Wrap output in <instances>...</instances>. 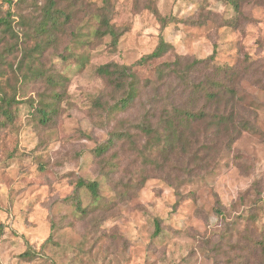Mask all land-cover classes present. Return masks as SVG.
I'll list each match as a JSON object with an SVG mask.
<instances>
[{"label":"rangeland","instance_id":"374dc122","mask_svg":"<svg viewBox=\"0 0 264 264\" xmlns=\"http://www.w3.org/2000/svg\"><path fill=\"white\" fill-rule=\"evenodd\" d=\"M90 2L107 8L117 45L93 34L82 4L52 40L37 29L48 0H0L13 29L0 33V83L14 99L0 125V264H258L247 248L264 232V0ZM211 55L241 73L235 112L254 127L230 148L218 137L198 166L144 159L141 108L108 113L118 94L96 69L134 65L146 80L178 56ZM125 131L132 139L97 155ZM81 179L98 182L97 204Z\"/></svg>","mask_w":264,"mask_h":264},{"label":"trees","instance_id":"16d2710c","mask_svg":"<svg viewBox=\"0 0 264 264\" xmlns=\"http://www.w3.org/2000/svg\"><path fill=\"white\" fill-rule=\"evenodd\" d=\"M64 1L66 7L60 8L57 0H48L37 25L39 32L48 35L52 40L57 39L66 26L72 23L76 4H82L95 23L93 34L97 38L109 35L113 38V44L117 45L120 35L111 24L107 8L91 2L85 4L84 0ZM226 1L233 5L235 10H239V0ZM158 12L155 11L164 25L175 20L172 17L165 21V17ZM10 31H13L10 21L0 17V33ZM2 40L4 36L0 35V42ZM49 46L48 43L35 45L42 51L47 50ZM5 49H8V45ZM156 56L157 50L142 58L137 64L140 65L146 58ZM214 63L215 55L191 62L186 57L178 56L173 62L161 64L156 69L154 77L146 80L137 75L134 65L111 62L96 69L106 86L118 94V99L108 106V113L111 109L126 111L137 105L141 108L142 120L138 125V132L147 139V142L144 150L139 152L144 159L151 161L157 157L156 161L160 157L163 162L175 164V161L185 158L186 162L198 161L196 163L198 166L206 162L210 154L217 150L221 136H227L226 146L230 148L244 130L254 127L247 119L237 120L235 112L236 85L241 73L235 66L227 63L223 65ZM200 65L203 67L198 69ZM200 71H205L202 79L193 77ZM13 103L14 99L7 95L0 83V125L12 119ZM41 112L46 120L48 113L44 109H41ZM126 137L132 139L127 131L112 133L107 144L97 149V155L101 156L115 145L116 140ZM201 137L203 138L200 139ZM133 148L136 149L135 145ZM77 186L88 188L94 203L99 202L97 181L87 183L81 179ZM72 199L74 200V197ZM78 208L83 211L79 198ZM248 241H250L248 253L252 258H257L258 264H264V232L261 238L248 236Z\"/></svg>","mask_w":264,"mask_h":264}]
</instances>
